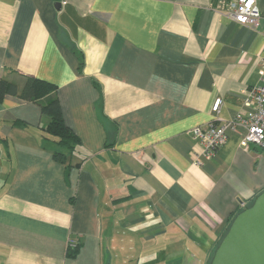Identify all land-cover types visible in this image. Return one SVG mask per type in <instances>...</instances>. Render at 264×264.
<instances>
[{
	"label": "crops",
	"instance_id": "obj_1",
	"mask_svg": "<svg viewBox=\"0 0 264 264\" xmlns=\"http://www.w3.org/2000/svg\"><path fill=\"white\" fill-rule=\"evenodd\" d=\"M229 1L0 0V76L54 83L79 139L59 161L40 106L0 101V264H208L264 190L244 128L193 162L213 100L229 120L262 83L264 18L239 24Z\"/></svg>",
	"mask_w": 264,
	"mask_h": 264
},
{
	"label": "built area",
	"instance_id": "obj_2",
	"mask_svg": "<svg viewBox=\"0 0 264 264\" xmlns=\"http://www.w3.org/2000/svg\"><path fill=\"white\" fill-rule=\"evenodd\" d=\"M226 15L239 24L258 27L259 19L264 18L257 0H230ZM264 32V27H263ZM259 75L262 83L244 90L243 110L229 120H222L218 114L222 99L216 97L211 104L212 119L205 125H197L189 130L190 137L199 146L194 156V164L202 166L212 159L219 148L228 140L229 132H245L240 138L244 149L255 144L264 147V58L261 60ZM244 112V113H243Z\"/></svg>",
	"mask_w": 264,
	"mask_h": 264
},
{
	"label": "trees",
	"instance_id": "obj_3",
	"mask_svg": "<svg viewBox=\"0 0 264 264\" xmlns=\"http://www.w3.org/2000/svg\"><path fill=\"white\" fill-rule=\"evenodd\" d=\"M56 85L49 81L37 78L26 77L21 86L16 85L12 81H8L6 78L0 76V101L3 100L7 94L16 96L18 98L32 101L37 103L41 108V114L44 116L45 124L41 128L45 131V139L55 142L59 149L53 152L54 158L59 161L64 160L66 156V150L71 152L75 149L79 143L77 135L65 124L60 104L56 96ZM251 204V202L249 203ZM233 215L229 218L226 228L221 233L217 244L221 237L226 232L227 227L232 220ZM79 249V245H69L66 257H74ZM213 252L210 256V259ZM210 259L208 264L210 263Z\"/></svg>",
	"mask_w": 264,
	"mask_h": 264
},
{
	"label": "water",
	"instance_id": "obj_4",
	"mask_svg": "<svg viewBox=\"0 0 264 264\" xmlns=\"http://www.w3.org/2000/svg\"><path fill=\"white\" fill-rule=\"evenodd\" d=\"M209 264H264V190L232 218Z\"/></svg>",
	"mask_w": 264,
	"mask_h": 264
}]
</instances>
